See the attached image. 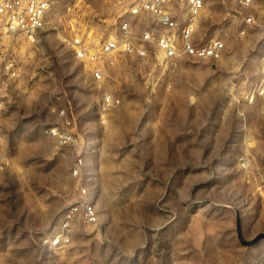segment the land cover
Returning a JSON list of instances; mask_svg holds the SVG:
<instances>
[{
    "label": "rangeland",
    "instance_id": "374dc122",
    "mask_svg": "<svg viewBox=\"0 0 264 264\" xmlns=\"http://www.w3.org/2000/svg\"><path fill=\"white\" fill-rule=\"evenodd\" d=\"M203 1L194 41L223 40L219 58L115 53L100 80L70 41L115 34L130 18L123 0H50L33 43L0 27V264H264V0ZM105 92L120 102L101 113ZM53 106L77 146L44 133ZM78 152L99 221L49 248L42 238L77 196Z\"/></svg>",
    "mask_w": 264,
    "mask_h": 264
},
{
    "label": "built area",
    "instance_id": "2783aa9c",
    "mask_svg": "<svg viewBox=\"0 0 264 264\" xmlns=\"http://www.w3.org/2000/svg\"><path fill=\"white\" fill-rule=\"evenodd\" d=\"M229 1L248 7L253 0ZM123 3L125 13L130 18L120 21L115 34L99 37L92 36L90 32H81L76 33L70 41L74 56L86 65L92 78H103L107 60L115 53L134 54L157 65L171 63L182 56L214 59L221 56L225 46L223 40L210 39L202 44L194 41L198 17L204 6L203 0H123ZM180 5L184 7L182 16L176 9ZM50 6V0H0V27H4L11 38L21 37L33 43L46 24ZM242 20L245 25L249 24L252 16L245 14ZM137 23L142 25L138 33L133 30ZM244 31L242 29L241 33ZM3 67L6 73L16 75L17 70L11 59L4 57ZM255 90L258 93L264 92V59ZM119 102V98L105 92L98 109L105 113ZM1 105L0 102V108ZM51 110L57 119L44 126V133L53 138L59 148L77 146L79 139L65 109L53 106ZM70 175L78 179L77 196L62 207L56 229L42 238V243L49 248L67 244L77 224L94 226L99 221L89 189L82 181L81 152L73 159Z\"/></svg>",
    "mask_w": 264,
    "mask_h": 264
},
{
    "label": "water",
    "instance_id": "95a60500",
    "mask_svg": "<svg viewBox=\"0 0 264 264\" xmlns=\"http://www.w3.org/2000/svg\"><path fill=\"white\" fill-rule=\"evenodd\" d=\"M261 236H264V234H262ZM258 238V237H257ZM257 238H255L253 241L257 240Z\"/></svg>",
    "mask_w": 264,
    "mask_h": 264
},
{
    "label": "bare ground",
    "instance_id": "6f19581e",
    "mask_svg": "<svg viewBox=\"0 0 264 264\" xmlns=\"http://www.w3.org/2000/svg\"><path fill=\"white\" fill-rule=\"evenodd\" d=\"M263 94V93H262Z\"/></svg>",
    "mask_w": 264,
    "mask_h": 264
}]
</instances>
